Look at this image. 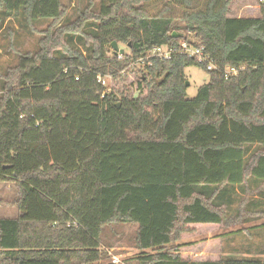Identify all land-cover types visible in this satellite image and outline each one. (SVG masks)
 <instances>
[{
  "label": "trees",
  "instance_id": "obj_1",
  "mask_svg": "<svg viewBox=\"0 0 264 264\" xmlns=\"http://www.w3.org/2000/svg\"><path fill=\"white\" fill-rule=\"evenodd\" d=\"M160 1L101 0L98 13L49 29L39 51L0 78V183L16 187L18 210L0 219V264H107L104 248L121 238L139 252L132 264H264L221 256L223 235L182 243L264 215V1L257 16H232L231 0L202 10L168 0L153 14ZM66 14L63 0H0L2 25L55 28ZM177 20L196 43L175 31ZM182 41L221 69L246 70L225 80L178 54L126 71L153 47ZM113 42L131 53L109 56ZM192 66L210 83L190 100ZM107 74L125 89L107 93L98 82ZM131 75L138 80L126 83ZM191 249L207 256L185 255Z\"/></svg>",
  "mask_w": 264,
  "mask_h": 264
},
{
  "label": "rangeland",
  "instance_id": "obj_2",
  "mask_svg": "<svg viewBox=\"0 0 264 264\" xmlns=\"http://www.w3.org/2000/svg\"><path fill=\"white\" fill-rule=\"evenodd\" d=\"M195 9L202 10L205 8L206 0H194ZM231 15L232 16H257L259 15V0H231ZM101 0H63L64 5L67 7V14L65 19L60 25L53 28L52 21H42L40 23H34L33 25L27 24L26 20L19 18L18 20H6L3 25L0 22V78L4 76L8 71L13 70L19 64L20 57L26 54H35L39 51L41 47V41L45 37V33L49 29H58L62 26H67L75 23L83 12L88 10H93V12L98 13L100 11ZM168 0L160 1L158 3L148 6V9L156 14L163 9L165 5H168ZM91 7V8H90ZM258 7V8H257ZM91 10V11H92ZM183 10L180 7H174L173 15H181ZM176 32L184 35L188 41L193 44L196 43V39L193 34H188L184 29L182 22L177 20L174 23ZM88 31H93L92 27H87ZM78 49H80L84 55L86 51L83 45H81L77 39H74L73 43ZM119 48L124 50V54L118 53L119 60H123L127 55H129L130 49L128 46L120 44ZM113 49L110 50L109 56H112ZM131 68V69H130ZM141 68V66H130L126 69L131 71L133 69ZM125 72V71H124ZM124 72L121 74L124 75ZM186 83L190 85L187 88V97L193 100L198 95L199 89L210 83V75L204 71L202 68L197 66L188 67L185 70ZM106 79V92L110 93L111 90L118 93L124 88L123 84L120 82H111L113 76L107 74L104 76ZM138 77L131 75L126 83L137 81ZM123 86V87H122ZM121 89V90H120ZM0 92H1V80H0ZM2 189V188H1ZM0 196H4L7 193V189L0 190ZM12 192L17 195V189L12 186ZM11 192V193H12ZM5 196V197H6ZM256 199H261V196L254 195ZM7 199L13 200L14 197L10 196ZM15 201V200H14ZM237 206V203L234 204ZM258 209H264V205L258 207ZM249 217V214H244ZM264 225V215H260L254 220H248V222L237 228H233L227 231L219 230L217 232H210L207 235H198L192 238H186L182 243H200L205 242L208 239H214L218 235H223L222 241V254L221 256H231L237 258H252V257H263L264 258V228L251 229L249 233L244 232V234L234 235L231 234L232 231H238L245 228H254ZM131 230V229H130ZM129 230V231H130ZM109 238V236L107 237ZM107 241H111L108 240ZM185 255L188 256H207L203 251L197 249L185 250ZM139 255L138 250L134 247L132 242L127 238L122 239L114 243L113 249H108V259L104 260L107 264H132L131 260ZM209 256V255H208Z\"/></svg>",
  "mask_w": 264,
  "mask_h": 264
},
{
  "label": "built area",
  "instance_id": "obj_3",
  "mask_svg": "<svg viewBox=\"0 0 264 264\" xmlns=\"http://www.w3.org/2000/svg\"><path fill=\"white\" fill-rule=\"evenodd\" d=\"M264 1V0H261ZM182 54L186 55L188 58L194 59L198 64L207 66V70L210 72H217L221 74L225 80H229L233 77H237L241 72L246 70L245 66L240 68L226 67L221 69L211 60V58L205 54L204 47H195L186 41H182L179 45H161L155 46L150 51L146 52L144 56L140 57L134 66H141L143 68L146 66V62L153 58L160 59L161 61L171 60L175 55ZM119 55V54H118ZM98 82L102 86H107L106 79L104 76L98 77Z\"/></svg>",
  "mask_w": 264,
  "mask_h": 264
},
{
  "label": "crops",
  "instance_id": "obj_4",
  "mask_svg": "<svg viewBox=\"0 0 264 264\" xmlns=\"http://www.w3.org/2000/svg\"><path fill=\"white\" fill-rule=\"evenodd\" d=\"M12 186H14V185L13 184H2V183H0V190L4 191L5 189H7V193H9V194H7V196L6 195L0 196V219L1 218H17L18 217V210L15 206L12 205V203L14 202V200L17 197V195H15L12 192ZM5 196L8 198L10 196L11 197L13 196L14 199L10 200V199H7ZM104 249H106L108 251L107 248H104Z\"/></svg>",
  "mask_w": 264,
  "mask_h": 264
},
{
  "label": "water",
  "instance_id": "obj_5",
  "mask_svg": "<svg viewBox=\"0 0 264 264\" xmlns=\"http://www.w3.org/2000/svg\"><path fill=\"white\" fill-rule=\"evenodd\" d=\"M174 37H177V34H176V33H174ZM112 49H113V51L115 52V54H118V53L124 54V50H121V49L119 48V45H118L117 42H113V44H112ZM189 85H190V84L187 82V83H186V86L189 87Z\"/></svg>",
  "mask_w": 264,
  "mask_h": 264
}]
</instances>
